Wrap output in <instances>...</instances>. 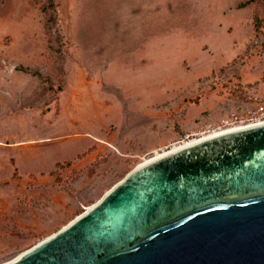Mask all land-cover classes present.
Returning a JSON list of instances; mask_svg holds the SVG:
<instances>
[{"label": "rangeland", "instance_id": "rangeland-1", "mask_svg": "<svg viewBox=\"0 0 264 264\" xmlns=\"http://www.w3.org/2000/svg\"><path fill=\"white\" fill-rule=\"evenodd\" d=\"M245 1L0 0V264L146 158L247 126L264 0Z\"/></svg>", "mask_w": 264, "mask_h": 264}, {"label": "water", "instance_id": "water-1", "mask_svg": "<svg viewBox=\"0 0 264 264\" xmlns=\"http://www.w3.org/2000/svg\"><path fill=\"white\" fill-rule=\"evenodd\" d=\"M4 264H264V122L146 161Z\"/></svg>", "mask_w": 264, "mask_h": 264}, {"label": "built area", "instance_id": "built-area-1", "mask_svg": "<svg viewBox=\"0 0 264 264\" xmlns=\"http://www.w3.org/2000/svg\"><path fill=\"white\" fill-rule=\"evenodd\" d=\"M249 99H252L254 104H256V109L250 111V119L247 124L244 125H255L264 122V99L252 96L249 97ZM261 114V115H260ZM260 115V116H259Z\"/></svg>", "mask_w": 264, "mask_h": 264}, {"label": "bare ground", "instance_id": "bare-ground-1", "mask_svg": "<svg viewBox=\"0 0 264 264\" xmlns=\"http://www.w3.org/2000/svg\"><path fill=\"white\" fill-rule=\"evenodd\" d=\"M249 126H250V125H249ZM241 127H246V126H240V127H237V128H241ZM232 129H236V128H232ZM232 129H229V130H232ZM229 130H224V131H220V132H217V133H211V134H209V135H206V136L200 137V138H198V139H195V140H192V141H187V142H185V143L179 144V145H177V146H175V147H173V148H171V149H167V150H165V151H163V152L157 153V154H155V155H153V156H150V157L146 158V159H145L142 163H140L138 166H140L141 164L145 163L146 161H148V160H150V159H152V158H154V157H156V156H158V155H161V154H163V153H166V152H168V151H171V150H174V149L180 148V147H182V146L188 145V144H190V143H192V142H195V141H197V140H200V139H202V138H205V137H208V136H211V135H214V134H218V133L226 132V131H229ZM92 206H93V205H92ZM92 206L88 207L87 210H89ZM87 210H86V211H87Z\"/></svg>", "mask_w": 264, "mask_h": 264}, {"label": "trees", "instance_id": "trees-1", "mask_svg": "<svg viewBox=\"0 0 264 264\" xmlns=\"http://www.w3.org/2000/svg\"><path fill=\"white\" fill-rule=\"evenodd\" d=\"M255 0H247L239 5V8H245L247 5L253 3Z\"/></svg>", "mask_w": 264, "mask_h": 264}, {"label": "crops", "instance_id": "crops-1", "mask_svg": "<svg viewBox=\"0 0 264 264\" xmlns=\"http://www.w3.org/2000/svg\"><path fill=\"white\" fill-rule=\"evenodd\" d=\"M239 8V7H238ZM243 9V8H242Z\"/></svg>", "mask_w": 264, "mask_h": 264}]
</instances>
